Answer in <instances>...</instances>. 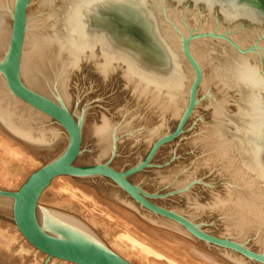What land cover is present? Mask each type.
Segmentation results:
<instances>
[{
	"label": "bare ground",
	"instance_id": "1",
	"mask_svg": "<svg viewBox=\"0 0 264 264\" xmlns=\"http://www.w3.org/2000/svg\"><path fill=\"white\" fill-rule=\"evenodd\" d=\"M14 3L15 0H0V60L7 55ZM110 3H127L143 11L170 54L168 68L158 70L147 65L113 46L104 32L91 28L87 15L96 17L98 10ZM193 30L225 34L243 49L256 47L255 51L241 55L225 40L201 39L194 41L190 50L203 70L199 98L210 88L215 91L205 103L212 108L209 126L202 127L196 138L203 154L201 161L214 166L229 183L223 197H214L210 209L226 218L224 236L242 243L255 237L261 249L264 247V17L233 0H32L26 15L21 78L29 88L70 109L68 81L84 63L91 64L105 78L120 73L136 98L151 112L157 110L160 115L179 119L187 103L193 72L181 54L178 34L185 36ZM200 103L199 100L193 117ZM74 113L82 123L83 143L92 137L98 146L96 159H108L112 138L128 123L116 128L106 118L101 126L87 125L88 110ZM48 122L12 99L0 74L1 151L11 153L12 158L24 154L30 161L39 157L52 159L62 151L67 138L58 126H46ZM152 132L156 136L158 129ZM63 178L73 177L60 176L52 183ZM103 181L114 186L106 191L108 201H101L88 187L89 197H80L99 213L100 223L116 221L119 229L112 240L113 249L152 264H259L201 242L173 221L141 212L131 198L134 203L127 197L122 199L121 189L109 180ZM69 182L61 184L60 192H68L75 199L80 194H75V187ZM102 204L105 208L101 209ZM11 205L10 201L0 199V212L12 216ZM70 227L86 225L75 220ZM13 228L22 236L16 225ZM260 249L256 251H263ZM38 252L40 258L46 257ZM3 255H6L4 248L0 249V261ZM11 256L0 264L8 263ZM56 262L67 261L52 258L50 264Z\"/></svg>",
	"mask_w": 264,
	"mask_h": 264
},
{
	"label": "rangeland",
	"instance_id": "2",
	"mask_svg": "<svg viewBox=\"0 0 264 264\" xmlns=\"http://www.w3.org/2000/svg\"><path fill=\"white\" fill-rule=\"evenodd\" d=\"M123 14H118L116 11L108 13V11L99 12L98 10V18L87 16L91 28L110 35L117 45L106 36L116 48L135 53L138 57L129 52L135 58L144 60V63L147 61L146 64L149 66L152 65L148 64V62L156 65H167L168 62L165 58L154 50L152 51L150 46L143 42L148 39L144 31L138 29V31H133L137 32V35L132 34L130 30L139 28V23L136 20L132 21L133 23H128L127 18ZM152 67L158 70L165 69ZM67 90L72 97L70 107L72 112L79 111V113H82L84 109L88 110L85 119L87 125L94 124L101 126L103 119L106 118L116 128L124 122L128 123L125 129L118 131L116 136L112 138L111 153L108 159H103L104 161L96 159L98 146L95 140L92 137L84 139V153L80 157L81 160H78V164L80 165H89L101 161L110 163L116 169L128 168L136 164L145 155L148 147L156 137L173 129L178 120L170 115H160L157 110L151 112L144 102H140L139 98H136L131 87L126 84L120 73L117 72L105 78L91 64L84 63L75 72L68 81ZM211 94H215V91L210 88L200 95V106L188 124L185 133L172 144L162 148L156 156L152 167L141 174L133 176L131 181L150 195L163 196L162 198L154 199L155 203L184 214L213 234L226 235L223 225V221L226 218L221 213L218 215V212L216 213L211 210L210 205L213 203L215 196H224L229 183L227 182V178L219 173L214 166H207L204 161H201L203 157L202 150L196 142V138L201 133L202 127L209 126L211 121L212 108L205 105L206 99L209 100ZM50 125H52L51 122L46 124V126ZM157 129L159 133L157 132L156 136H153L152 131ZM118 133L119 135H117ZM64 135L66 136L65 132ZM113 151L114 154L112 155ZM12 156L11 153H5L0 149V189L11 192L17 191L31 173L54 158L45 159L39 157L30 161V159L25 158L24 154L15 158H12ZM24 158L27 160L25 161ZM9 178L13 179L9 180ZM81 180L77 178L55 180L51 184L52 187L50 185L42 194L39 205L44 208L64 212L79 219L91 228L112 251L131 264H152L143 262L138 257L131 256L118 248L113 249L111 247L113 244L112 240L119 229L115 224L116 221H107V224L106 221L105 224L100 223L99 220L102 219H97L100 217L99 213L92 210L88 201L86 203L84 200H81V195H89V188L96 193L95 195L101 201H106L108 199L105 196L106 191H111V189H114V186L108 185L102 180ZM67 182L73 188H76H74L75 194H80L77 197L80 199L71 198L72 196L68 192H60L59 188L61 184H66ZM79 189L86 191V193L84 192L83 194V191ZM119 191L121 192L122 199L127 197L128 201L133 202L121 190ZM117 205L127 209L122 204ZM104 206L102 204L101 209L105 208ZM127 210L137 216L131 210ZM140 211L147 213V211H142L141 209ZM102 217L106 216L102 214ZM14 225L15 223L11 216L9 217L1 211L0 249L4 248L6 255L1 256L2 260L0 262L4 263L6 258L13 255L14 257L11 256V259L6 264H43L46 257L43 258L44 256H41L40 258L39 252L28 245L22 236L13 231ZM254 239L255 237L247 238L244 243H247L249 247L255 250H259L260 247L257 246ZM260 250L264 251V247ZM56 263L58 264L59 262ZM60 264H63V262ZM64 264L68 263L64 262Z\"/></svg>",
	"mask_w": 264,
	"mask_h": 264
},
{
	"label": "water",
	"instance_id": "3",
	"mask_svg": "<svg viewBox=\"0 0 264 264\" xmlns=\"http://www.w3.org/2000/svg\"><path fill=\"white\" fill-rule=\"evenodd\" d=\"M31 1L15 0L7 55L0 60V74L12 99L24 104L32 113H39L52 125L59 126L65 132L67 141L62 151L44 166L34 171L17 191L11 192L0 189V199L11 202L13 222L24 239L36 250L46 255L43 264H49L52 258L74 264H131L112 251L87 225L83 228L70 227L71 221L79 219L39 205L44 191L54 179L60 176H70L82 180H109L138 204L141 209L173 221L195 239L220 249L230 250L250 261L264 264V251H256L231 236L216 235L205 230L184 214L153 201L163 196L150 195L131 181L133 176L152 167L162 148L172 144L185 133L188 124L193 119L195 108L199 100L201 101L199 89L203 80V70L192 55L190 45L201 39H222L241 55L255 51V45L243 49L225 34L214 31L193 30L185 36L178 34L181 41V54L191 68L193 78L189 87L187 103L174 128L155 138L145 155L136 164L128 168L116 169L110 163L101 161L89 165H80L77 161L84 150L83 129L79 118L59 101L26 86L21 78L20 67L26 31V15ZM233 1L264 17V0ZM100 11L124 13L128 23H133L132 21L136 20L139 23V28L130 30L132 34L137 35V32L133 31H138V29L144 31L148 39L142 41L168 62L167 65L148 63L157 68L170 66V54L143 11L127 3H110V5L99 9ZM95 18H98V13ZM105 34L112 40L110 35Z\"/></svg>",
	"mask_w": 264,
	"mask_h": 264
}]
</instances>
